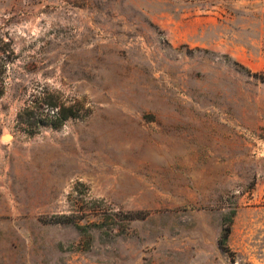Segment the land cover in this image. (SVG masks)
Returning a JSON list of instances; mask_svg holds the SVG:
<instances>
[{"label":"rangeland","instance_id":"1","mask_svg":"<svg viewBox=\"0 0 264 264\" xmlns=\"http://www.w3.org/2000/svg\"><path fill=\"white\" fill-rule=\"evenodd\" d=\"M0 30V264H264V0H0ZM44 90L90 114L27 133Z\"/></svg>","mask_w":264,"mask_h":264},{"label":"trees","instance_id":"2","mask_svg":"<svg viewBox=\"0 0 264 264\" xmlns=\"http://www.w3.org/2000/svg\"><path fill=\"white\" fill-rule=\"evenodd\" d=\"M17 58L11 39L0 30V97L5 94L7 85V70L10 63ZM90 107L82 101L67 103V100L58 91L39 92L19 110L17 124L29 134H35L45 126L60 128L69 119L84 117L90 114ZM146 212L129 213L130 219L144 218ZM71 216L56 217L55 222H72ZM231 231L230 225L223 228L221 245L226 246V240Z\"/></svg>","mask_w":264,"mask_h":264},{"label":"water","instance_id":"3","mask_svg":"<svg viewBox=\"0 0 264 264\" xmlns=\"http://www.w3.org/2000/svg\"><path fill=\"white\" fill-rule=\"evenodd\" d=\"M11 138V135L10 134H8V136L6 137V139H10Z\"/></svg>","mask_w":264,"mask_h":264},{"label":"bare ground","instance_id":"4","mask_svg":"<svg viewBox=\"0 0 264 264\" xmlns=\"http://www.w3.org/2000/svg\"><path fill=\"white\" fill-rule=\"evenodd\" d=\"M7 136H8V135H6V134L4 135L5 138H6Z\"/></svg>","mask_w":264,"mask_h":264}]
</instances>
